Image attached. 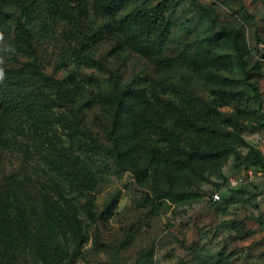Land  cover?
I'll return each instance as SVG.
<instances>
[{"label":"rangeland","instance_id":"1","mask_svg":"<svg viewBox=\"0 0 264 264\" xmlns=\"http://www.w3.org/2000/svg\"><path fill=\"white\" fill-rule=\"evenodd\" d=\"M171 8L166 46L153 60L115 28L124 11L106 15L94 0H0L7 16L0 65L28 61L17 45L26 31L40 70L61 81V88L41 82L31 89L49 101L53 125L44 141L0 110V221L6 224L0 264H264V180L244 184L227 200L231 190L220 179L251 164L250 149L264 155V0H173ZM232 31H238L243 70ZM216 54L223 62L210 64ZM112 82L142 90L140 109L150 120V127L136 126L144 150L126 143L117 159L103 148L112 146ZM251 83L259 87L256 96ZM196 97L222 116L202 142L230 147L219 160L193 162V146L169 141L186 132L182 121L162 114V103L189 109ZM68 124L79 131L72 135ZM170 150L181 155V165L157 164ZM63 151L96 176L90 214L86 199L69 190L70 170L52 163ZM218 189L221 199L213 200ZM27 195L38 217L25 213L27 225L19 228L13 209L25 211ZM44 196L67 218L74 214L69 202L74 224L66 218L48 231ZM113 198L112 214H102ZM43 233L50 238L44 255Z\"/></svg>","mask_w":264,"mask_h":264},{"label":"trees","instance_id":"2","mask_svg":"<svg viewBox=\"0 0 264 264\" xmlns=\"http://www.w3.org/2000/svg\"><path fill=\"white\" fill-rule=\"evenodd\" d=\"M96 6L106 15H114L117 12L124 11L121 17L117 20L115 28L119 30L127 42V44L136 52L142 56L160 60L164 48L166 46L170 29L172 26L171 10L173 0H159L155 4H149L151 0H94ZM203 12L208 13L209 8L201 4H197ZM6 12L0 9V32L5 28ZM238 31H232V44L235 50V61L237 67L243 70L241 60L240 44L237 40ZM17 45L20 51L27 58V62L18 68H7L0 65V110L7 114L11 123L16 128H23L24 124L28 125L35 133L36 138L39 141L47 139L48 132L53 125V117L47 111L46 107L49 101L37 94L31 93V89H37L38 83L56 84L61 88V81L54 79L43 73L39 65L37 64V51L33 46L32 41L26 31H23L21 37L17 39ZM188 49V47H187ZM88 60L90 57L85 56ZM210 64L217 62H223L222 57L218 54L214 55L210 59ZM229 84H233L231 81ZM110 102L112 103V122L111 129L109 131V140L112 146H104L105 150L109 151L116 159L120 155L121 148L130 143L133 147L141 148L144 150V145L141 143L139 130L137 125L144 127H150L146 125L150 120L146 116V112L140 109V102L143 99L142 90L136 88H119L112 82L111 84ZM248 86L252 88L254 95L259 94V87L257 83H251ZM262 104V101H260ZM164 109L163 115L168 114L179 119L183 122L184 136L177 135L175 138H169V141L173 142L177 148H180V143L193 146L192 152L194 155H190L193 162L203 161L209 162L221 159L228 151L230 147L228 145H215L213 147L204 146V142L209 135L214 133V125L217 121L222 122V116L220 113L213 111L211 105L197 97L190 104L189 109H184L181 106H177L174 103L166 101L162 103ZM139 107V108H138ZM194 115V117H193ZM126 117L130 123L126 124ZM71 134L75 135L79 131L76 125L68 124ZM130 151V149H125ZM179 150V149H178ZM221 151H223L221 153ZM252 154L251 164L244 166L259 165L261 161V154L259 151L250 149ZM255 153V154H254ZM66 152L61 153L62 159L53 161V165L61 168H68L69 171V190L72 193H76L86 199V212L90 214V207L92 205V191L95 189L97 179L94 173L78 158H68ZM155 156L151 158L152 162ZM157 164H162L161 161H167V163L174 165H181V155L174 153L170 150L167 155H163L162 159H156ZM192 166V165H191ZM221 184L225 185L228 177H223ZM243 187L237 189H228L230 196L226 197L227 200L233 198L237 193L244 191ZM215 191H220L215 190ZM214 191V192H215ZM62 192H59L61 195ZM62 196V195H61ZM225 198V199H226ZM43 215L44 225L48 231L59 227L62 224V220L66 219L64 215V209L57 204H54L52 200L47 197H43ZM9 206L13 204L10 200H6ZM27 207L25 211L16 205L14 212V222L19 228H25L27 225L26 214H30L31 217H38L37 211L32 203L30 195L26 196ZM117 204V199L113 198L104 208L102 214L109 216L112 214L113 208ZM67 210L75 214L76 209L73 208L69 202L65 201ZM22 211V212H21ZM28 214V215H29ZM74 214L68 216L67 223L74 224ZM29 215V216H30ZM6 226L4 221H0V230ZM45 237L40 244V252L42 255L46 253L45 244L49 242L48 233H43ZM4 237L0 234V242L4 241Z\"/></svg>","mask_w":264,"mask_h":264},{"label":"built area","instance_id":"3","mask_svg":"<svg viewBox=\"0 0 264 264\" xmlns=\"http://www.w3.org/2000/svg\"><path fill=\"white\" fill-rule=\"evenodd\" d=\"M264 180V155H262L259 165L248 166L237 170L233 175L228 177L225 183L226 189H237L244 184ZM213 200L221 199L220 191L212 193Z\"/></svg>","mask_w":264,"mask_h":264}]
</instances>
